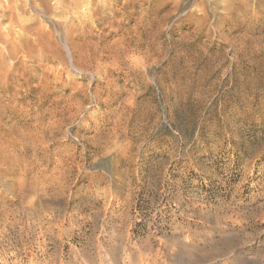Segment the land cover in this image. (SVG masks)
<instances>
[{
	"label": "rangeland",
	"instance_id": "obj_1",
	"mask_svg": "<svg viewBox=\"0 0 264 264\" xmlns=\"http://www.w3.org/2000/svg\"><path fill=\"white\" fill-rule=\"evenodd\" d=\"M16 2L0 264H264V0Z\"/></svg>",
	"mask_w": 264,
	"mask_h": 264
},
{
	"label": "bare ground",
	"instance_id": "obj_2",
	"mask_svg": "<svg viewBox=\"0 0 264 264\" xmlns=\"http://www.w3.org/2000/svg\"><path fill=\"white\" fill-rule=\"evenodd\" d=\"M5 2L3 3V6H2V9H0V12H3V14L1 15L2 17H4V19H9V20H11V21H13L14 19H15V17H16V11H15V3L17 4V0H4ZM37 2V1H40V3L42 4H45V2H46V0H28V2H29V4H27V5H29V6H31V4L33 3V2ZM56 2H58V3H61L62 2V0H55ZM64 1V0H63ZM106 1V0H105ZM25 4V3H24ZM44 6V5H43ZM23 7V6H22ZM26 7V6H25ZM19 8V7H18ZM26 9V8H25ZM25 9H23V10H25ZM46 8H45V6L44 7H42V9H40L39 10V13L40 14H42V15H45L46 14V10H45ZM75 9V8H74ZM19 10H20V8H19ZM23 10H22V12H23ZM81 20V19H80ZM20 24V23H19ZM32 26V25H31ZM25 27V26H24ZM20 38V37H19ZM42 39V38H41ZM40 39V40H41ZM37 40V39H36ZM50 223V222H49ZM52 224H53V222H52ZM58 227V226H57ZM59 227H60V225H59ZM55 228V227H54ZM72 228V227H71ZM68 229V228H67ZM73 230V229H72ZM53 231V230H52ZM56 231V230H55ZM65 230L63 229V231L62 232H64ZM107 231V230H106ZM70 232V231H69ZM54 233V232H53ZM58 233H60V232H58ZM50 234V233H49ZM62 234V233H61ZM65 234V233H64ZM53 235H55V234H53ZM66 235V234H65ZM57 236V235H56ZM60 236V234L58 235V237ZM67 236V235H66ZM72 236V235H71ZM105 236V235H104ZM125 236V235H124ZM115 237V236H114ZM121 237V236H120ZM128 237V236H127ZM60 238H61V236H60ZM126 238V237H125ZM124 238V239H125ZM53 239V238H52ZM69 239V238H68ZM128 239V238H127ZM48 240V239H47ZM65 240H66V238H65ZM117 240V239H116ZM122 240V239H121ZM120 241V240H119ZM62 242V241H61ZM122 242V241H121ZM72 243V242H71ZM101 243V242H100ZM125 243V242H124ZM130 243V242H129ZM57 244V243H56ZM39 245V244H38ZM44 245V244H43ZM131 245V244H130ZM129 246V245H128ZM61 247V246H60ZM80 248V247H79ZM85 248V247H84ZM132 248V247H131ZM60 249H62V248H60ZM98 249H99V247H98ZM102 249V248H101ZM105 249V248H104ZM66 250V249H65ZM82 250H84L83 248H82ZM106 250V249H105ZM105 250H101V252H100V254H99V256L98 255H96V256H98V259L97 260H91V259H89V256L87 257L86 255H85V253H83V251L81 252V250H79L76 246H74V245H72V247H71V253H73L74 255H75V258H76V260L74 261V262H67V261H65L62 257V255L59 257L60 259H59V261H58V263L57 264H136L135 262H129L127 259H125V258H123V259H121L120 261L119 260H117L116 258H114V255H113V257L112 256H110V254L108 253V250L107 251H105ZM87 251V250H86ZM115 251V250H114ZM60 251H58L57 253H59ZM89 252H90V250H89ZM92 252V251H91ZM90 252V253H91ZM111 252V251H110ZM63 253V252H62ZM112 253V252H111ZM6 254V253H5ZM47 254V253H46ZM54 254V253H53ZM116 256V255H115ZM129 256V255H128ZM19 257V256H18ZM91 257V256H90ZM119 257V256H118ZM126 257H127V255H126ZM9 258V257H8ZM94 258H95V256H94ZM19 259V258H18ZM32 259V258H31ZM131 259V258H130ZM131 260H133V258L131 259ZM138 260V259H137ZM36 261V260H35ZM136 261V260H135ZM9 263H11V261H9ZM17 263H18V261H17ZM31 263H32V260H31ZM139 263H141V259H140V261H139ZM138 263V264H139ZM38 264V263H37ZM142 264V263H141ZM159 264V263H158Z\"/></svg>",
	"mask_w": 264,
	"mask_h": 264
}]
</instances>
